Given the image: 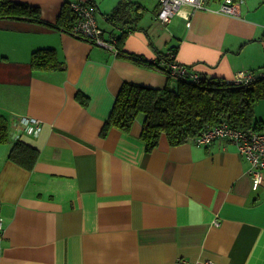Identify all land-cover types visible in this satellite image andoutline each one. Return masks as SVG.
<instances>
[{"label":"crops","instance_id":"1","mask_svg":"<svg viewBox=\"0 0 264 264\" xmlns=\"http://www.w3.org/2000/svg\"><path fill=\"white\" fill-rule=\"evenodd\" d=\"M9 1L37 8L41 23L0 19V113L8 123L0 144V264H264V173L253 190L236 146L223 139L172 146L162 136L147 152L143 116L127 132L104 131L124 82L175 86L148 66L162 67L172 50L177 63L206 78L263 69L264 0H244L237 17L183 7L167 24L155 0L154 19L170 27L164 37L140 27L142 0H123V21L110 23L118 0L103 14L120 36L126 32L118 55L58 27L73 0ZM38 49L54 51L63 69L33 70ZM22 116L41 122L36 136L18 133ZM17 141L35 150L31 169L8 158Z\"/></svg>","mask_w":264,"mask_h":264},{"label":"trees","instance_id":"2","mask_svg":"<svg viewBox=\"0 0 264 264\" xmlns=\"http://www.w3.org/2000/svg\"><path fill=\"white\" fill-rule=\"evenodd\" d=\"M128 4L123 0L119 1L106 19L115 26L118 25L115 22L123 21ZM0 19L41 23L37 8L9 0H0ZM57 21L58 27L69 33L75 16L64 6ZM69 34L72 35L71 32ZM124 35L126 32L121 33L118 43ZM162 58L164 59L162 67L149 63L148 66L159 69L164 74L170 59L166 55ZM30 64L35 71L63 69L55 52L50 49L34 51ZM261 70H240L239 72L244 71L253 76L252 81L246 85L206 78L202 75L199 82L178 80L175 81L174 87L167 86L163 89L124 82L115 97L104 131L114 126L127 132L134 120L138 116H143L140 138L145 143L147 152L157 146L162 136H165L172 146L181 145L192 142L204 129L222 122L234 128L263 131L264 120L256 119L254 114L255 103L258 100L264 101V75L261 74ZM81 100L85 102L84 97ZM7 136V118L0 113V144L7 142ZM8 158L31 169L36 152L28 145L17 141L12 146Z\"/></svg>","mask_w":264,"mask_h":264},{"label":"built area","instance_id":"3","mask_svg":"<svg viewBox=\"0 0 264 264\" xmlns=\"http://www.w3.org/2000/svg\"><path fill=\"white\" fill-rule=\"evenodd\" d=\"M208 0H158L157 19L162 24H167L174 16L179 15L183 7L189 8L192 12L197 10H207L218 12L223 15L237 17L239 16V7L244 0H218L217 7L207 6ZM66 7L75 16V22L71 27V32L76 38L81 39L92 46H98L118 55V38L113 33H105L96 20L95 8L89 3V0H75L65 3ZM191 13L184 16L189 22ZM170 59L167 63V70L164 73L168 78L174 81L190 80L199 82L201 75L192 67L177 63L173 59V52L166 54ZM264 75V70L260 71ZM259 72V73H260ZM258 74V73H257ZM253 79L250 74L237 72L233 80H225L235 84H248ZM18 133H25L28 136H36L40 131L41 122L33 117L22 116L17 118ZM18 136H16L17 138ZM223 139L236 146L238 153L243 156L249 164L247 173L252 182V189L256 190L263 182L264 173V130L255 131L253 129H240L231 127L228 123L222 122L218 125L210 126L202 131L192 143L196 146H206L212 141ZM0 231L2 224L0 222ZM174 264H198L188 260L178 258ZM201 264H212L210 261H204Z\"/></svg>","mask_w":264,"mask_h":264},{"label":"rangeland","instance_id":"4","mask_svg":"<svg viewBox=\"0 0 264 264\" xmlns=\"http://www.w3.org/2000/svg\"><path fill=\"white\" fill-rule=\"evenodd\" d=\"M75 1V0H73ZM96 3L99 12L96 10V20L99 27L108 34L112 33L120 37V33L116 30V27L110 23L104 21L103 14H108L112 8L116 5L118 0H92ZM72 2V1H70ZM134 2H138L135 0ZM143 3V13L140 18V27L148 32L149 35H156V33L161 34L162 37L167 36L169 33V26H160L159 23L154 19L156 13L153 12L155 0H142ZM113 27V28H112ZM173 52V51H172ZM175 82V81H174ZM254 114L256 119L264 120V101L258 100L254 105Z\"/></svg>","mask_w":264,"mask_h":264}]
</instances>
